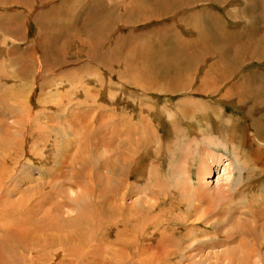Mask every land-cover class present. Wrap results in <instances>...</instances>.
Returning a JSON list of instances; mask_svg holds the SVG:
<instances>
[{"label": "bare ground", "instance_id": "6f19581e", "mask_svg": "<svg viewBox=\"0 0 264 264\" xmlns=\"http://www.w3.org/2000/svg\"><path fill=\"white\" fill-rule=\"evenodd\" d=\"M104 1L105 0H89L88 3L86 2L85 6H89V9L95 8V20L102 21V19L105 18L103 21L105 22L104 25L109 29H113V22L117 23L122 18L120 13L119 15L113 14L116 13L117 9L119 10V5H124L125 8H128L136 0H124L121 2L112 1V6L110 7L104 5ZM20 3L22 2L20 1ZM100 4L102 6H100ZM72 5L71 7H73ZM99 6L102 7V9L100 8V11L97 10ZM105 8L107 9L106 11H104ZM130 10L131 9L129 8L127 9L129 12ZM105 12L108 14L105 15ZM126 16H123V18L126 19ZM215 19L216 25L224 27L223 23H220L217 16ZM211 20L213 21V19ZM122 21H124V19ZM90 22H92L91 17L87 16L85 23L88 24ZM213 26H215V24ZM17 28H19V26L17 27L15 22L14 25H6L8 34H12L11 32L16 34ZM92 29H89V32H87L89 35L92 34ZM252 29L254 28L252 27ZM59 30L60 31L58 32L62 34L61 28ZM228 35L234 37L233 33H229ZM238 35L239 34H237L236 37H238ZM263 35L259 39H261ZM102 36H104L103 33ZM80 37L81 36L77 35L79 40ZM77 41L78 39H75V41L73 40L72 46L69 47L68 51L65 46H62L65 51L64 55L62 54L64 56L63 64L69 63V59L73 55V45L77 44ZM251 41L252 39L250 40L248 35L247 44H245L246 46L243 45V51L240 50L238 55L233 57V60L225 58V60H228L227 62L235 64L232 69L236 70L235 67H240L239 65L244 62V59H246V56H244V54H246L245 52L248 53V57L254 58L257 55V46L250 47L249 45L251 43L248 44V42ZM40 42H43V40H40ZM253 42H255L256 45L258 44V41ZM99 47L101 46H98V49ZM48 49L50 51V48H47V50H45V55L43 56H46V51H48ZM36 50L37 49H34L29 57H31V60L33 59L32 61L34 62L40 61L41 65L42 60L44 61L46 58H40V56L36 54ZM42 50L43 48L41 51ZM108 50L111 51L110 49ZM254 53L256 54L253 56ZM89 55L90 53L88 56ZM115 62L116 57L112 56L111 65ZM100 64L104 67L109 66V70L114 68V66L111 67V65L106 64V62H100ZM45 65H49V61ZM60 65L62 66V64ZM93 65L94 64H92V66ZM110 72L113 73V71ZM252 73H254V71ZM160 74L161 73L157 76L154 75V80H151L150 78L152 75H148L147 78L145 76L144 80H135L134 82L143 83V85L148 87L150 86L149 88L146 87L148 91L151 88L153 90L158 89L160 84L158 81L162 79ZM227 74L228 75L223 73V75L219 77L220 74L218 72L217 77L219 78L212 79L207 77L211 76L209 74L201 77V83L198 90L207 93L210 91V84L214 85L222 83L224 85L226 80L228 81L230 78V74ZM254 74L258 79H253L256 81L258 80L257 82L263 84L261 88L254 89L251 87L254 85L248 86V84H252V82L255 83V81L250 80L251 77L245 73V75L242 76L243 80L241 79L242 81H240L239 84L235 83L236 85L234 86H227L228 89H225L226 91L221 98L225 99L227 102H229L228 100L232 101L236 99L237 107H242L243 109L246 108L243 106L247 105L249 101H252L254 106L255 104H258L261 98L264 99V72L261 71L260 75L256 72ZM96 75L94 76L97 77L98 75ZM182 75L183 74L176 76L175 74L168 72L164 74L163 78L172 79L174 76L181 79ZM97 79L95 78V81H97ZM69 80V84L72 83L71 81H74L73 78H70ZM248 80L251 83L248 82ZM86 81L88 80L85 79V82ZM102 84L99 85L101 86ZM100 86H95V88L92 89L84 86L73 91V99L76 98V101L78 100L76 105L80 106L73 110L72 115L75 119H67L68 114L63 113L64 120L54 118L58 126L56 125L54 127L49 123L46 129L45 127H42L43 131H46L49 127H53V129L52 134L50 133L51 135H45L43 132L41 133L38 141L43 147L40 151L38 148L37 151L33 153V155L38 157L39 161L45 162V164H43L44 166L41 165V169L38 168L40 177H32L30 172L35 169H32L33 167L30 165V167L23 166V162H21L22 159L24 160V158H22L23 155H27V153L29 155L30 149L27 145L29 144L31 136L35 135L34 130L31 132L28 130L29 132L27 133L25 131L26 134L24 133V137L21 136V141L19 140L20 143L18 144L15 142V145L9 143L10 146H6L5 144V146H2L3 143H0V264L261 263V261H259L260 259H258L261 258L264 248V212H262V215L259 213L262 211V207L260 208L261 205L259 206V209H256L253 203H248L251 201L246 199L248 202L244 203V199L241 197L244 204H238L234 207L236 208L235 210H240L241 214L244 213V215L251 218L255 223L253 222L254 224H249L246 228L245 225L244 227L239 225L242 222V219H239L241 222L238 223L234 222L236 221L234 218V221H231L234 222V225L238 224L240 227L237 225H231V227H235V230L228 231L227 228L229 229L230 225L227 226L225 224H231V221L229 222L227 219V222H224L223 225L224 230L227 231L218 233L217 230L219 224H217L216 221L219 219L216 220L215 216L211 214L215 212V214L220 215L221 217V214L217 213L219 210L216 208H223L224 211H228L231 208H227V205L233 201L230 198V191L228 189H221L217 192H212L210 190L209 175H211L214 168L217 167L219 163L225 161L224 158L226 156L217 151V148L215 149L211 145L213 143L211 138L208 139L209 143L204 139V143L201 141V145L199 146L200 143H196V141L199 142V139L195 138L196 136L193 135L195 139L192 138L191 143H189L190 139L187 140L186 143H184L185 146L183 145L184 147L179 153L180 156L178 158L175 157V154L172 152L171 143L168 145V143L166 144L165 141H163V139H165L164 133H167V131H164L160 117L163 116L165 119L167 117V120H170L169 131H171V123L174 124L171 120L170 114L175 117V124H177L179 119L182 118L181 120L184 121L188 127H191L195 120L199 118H206L212 126L213 124L221 123L225 129L221 130V133L225 136L223 137L224 142L227 140L226 142L229 141V144H232L233 141L237 139L238 145L235 142L233 144L239 152L237 153L250 158L253 165L259 161L262 162L264 148L261 147L260 142L264 140V127L259 124H257V126L254 125V132L252 131L253 134L250 135L251 138L248 140V137L250 136H246V129L242 128L241 124L238 123L239 120L235 118L232 119L231 115H224L222 113L223 110L214 109L213 111H210V109L207 108L203 109L204 107L201 102H199L200 104L198 102L186 103L182 108L177 104H173L171 109L168 108V104L166 103L167 106H156L153 110L147 108L145 105L143 106L139 104H131L130 108H127V106L118 107V105L111 102L109 103V105L112 104L111 109H105L108 104L102 105V103H99V100H97L98 102L95 101L97 96L105 94V89H100ZM180 87L181 86L179 85L170 86L168 87V91L175 92L180 90ZM112 95L118 98L116 94L113 93ZM120 98L121 97L117 100ZM56 102L59 103V101ZM51 105L53 106V104ZM58 105H60V103ZM81 108L84 110L82 111ZM89 109H92V111L90 112ZM69 111L70 110H68V112ZM247 112V114L251 115L250 111L247 110ZM57 113L58 112H56V114ZM148 113H151L153 117ZM54 114L53 116H55ZM107 114L113 121L118 117L120 123L118 127L113 128V131L111 132L112 134L109 135L110 138H108V140L106 139L108 134H106L105 131L109 128L100 127L98 135L92 134V127L94 129L95 124L99 123L98 120L101 121L105 118V115L107 116ZM194 114L199 118H194ZM79 115L81 116L79 117ZM51 116L52 115H50V117ZM251 116L256 123L257 120L254 118V115ZM154 118L158 120V124L153 121ZM149 120L150 124L148 125L147 121ZM204 124L205 123H202V126L198 127V130L200 128L201 133L204 131ZM73 126L76 128L74 127V129ZM178 126L179 125H177V128ZM32 129H34V127ZM96 129L99 128L97 127ZM208 129L211 128L208 127ZM174 130L172 132H174ZM204 133H207V130H205ZM91 137H94L95 141L91 139L92 142H90L89 140ZM48 138L53 140L55 147L59 140L61 145L59 144L60 146L56 149L55 147H53L54 149H51L50 147L53 145L50 146V144L47 143L49 142L47 141ZM111 138L115 141L113 148H111V143L109 142ZM193 140H195V144H198V147L200 148L198 150L200 155L199 159H197L198 168L196 178L194 177L191 168V164L194 163H190L191 152L193 153V151L190 152V149ZM70 146H72L75 151H71L72 147L70 148ZM109 146L115 152V158L112 157L114 158L113 163L107 159L102 160L103 157L101 154L104 153L101 152H108L109 150L107 148ZM48 151H54L57 160H55V154L52 156L53 153L49 154L47 153ZM152 151H154V155L151 159L149 157L148 160L147 157ZM90 152H95L99 157V160L92 162L90 160L91 156H89ZM236 155L235 157L239 156ZM112 156H114V154ZM33 158L34 157H32V159ZM175 159L177 160L175 161ZM147 160L148 162H146ZM166 160H169L170 162L169 164L172 168L171 172H168L167 170L165 171L164 165L166 164ZM34 161L35 160H33V163ZM27 162L30 161L27 159L26 164ZM46 162H49V164L47 165ZM142 162L151 165L146 177L143 174L138 175L140 173L137 172L139 169L143 168L141 166ZM227 162L228 163L223 166V171H225L227 175L226 180H229L228 178L231 175V164L229 160ZM34 164L38 163L35 161ZM78 164L79 166H77ZM18 167H25V169H21L18 173L19 176L14 179L15 176L13 174ZM104 170L109 171L110 174L109 177L107 176L108 180L106 184H103L102 182V179H104ZM135 172H137L138 176ZM165 173L167 175L169 173L172 177H176L175 181L177 179V183L175 185H173L172 182L170 185L166 184L165 179L167 177L165 178ZM134 175L139 179L137 178L136 181H132L131 179ZM141 181H143L142 184L137 183ZM164 183L167 186H165ZM247 186H249V184H247ZM240 190L242 192V189H239V191ZM256 196H261V198H263L264 193L259 189ZM228 197L230 202H226ZM239 199L240 198H238V200ZM262 200L264 201V199H261V202ZM229 206L231 207V205ZM224 220L225 218L221 217V221ZM219 229L221 228L219 227ZM207 248H209L208 251H206Z\"/></svg>", "mask_w": 264, "mask_h": 264}, {"label": "rangeland", "instance_id": "374dc122", "mask_svg": "<svg viewBox=\"0 0 264 264\" xmlns=\"http://www.w3.org/2000/svg\"><path fill=\"white\" fill-rule=\"evenodd\" d=\"M20 1L22 3H20ZM65 1L66 0L0 1V31H2L0 32V143H3L2 146H10L9 143H13L15 145V142L18 144L20 143L19 140L21 136L24 137L25 131L27 133L29 132L28 130H30V132L34 130L35 135L33 134L34 136H31V139L29 141L30 145H27L30 149L29 155L28 153L27 155H23L22 158H24V160H21V162H23V166L28 167L30 165L33 167L32 169H35L34 171L30 172V175H32V177H40L38 168L41 169V165L44 166L43 164H45V162L39 161L38 157L33 155V153H35L38 148V150L40 151V149H42L43 147L41 144H39V136L42 132L45 133V135H51L53 129V127H49L46 131H43L42 127H45L46 129L49 123L51 126L55 127L57 125V122L54 118L64 120L63 113L68 114L67 119H75L72 115L73 110L75 108H79L80 106L76 105L78 103V100L76 101V98L73 99L72 93L73 91H76L80 89V87L84 86L92 89L95 88V86H100L99 84L103 83L99 88L103 90L105 89V94H103L102 96H97L95 101L98 102L97 100H99V103H102V105L108 104L105 109H111L112 104L109 105V103L111 102L118 105V107L127 106V108H130L131 104H139L143 106L145 105L151 110H153V108H155L156 106H167L166 103L168 104V108L171 109L173 104H177L182 108L186 103L201 102L202 106L204 107L203 109L207 108L210 109V111H213L214 109L223 110L222 113L224 115H231L232 119L235 118L239 120L238 123L241 124L242 128L246 129V136H250L253 134L252 131L254 132V125L257 126V124H259L264 127V99L261 98L259 103L255 104V106L254 104H252V101H249L248 104L246 103L247 105L243 106L246 107L245 110L242 107H237L238 105L236 99L232 101L228 100L229 102H227L225 99L221 98L225 91L228 89L227 86L231 87L239 84V82L243 80L242 76L245 75V73L251 77L250 80H254L258 79L254 74L255 72L257 74L259 73V75L261 74V71L264 72V0H134L136 3L134 2L133 4H131V6L128 7L132 10H130V12L127 11L128 8H125L124 5L118 4L120 8L119 10L117 9L116 13L113 14L119 15L120 13L122 15V18L123 16H127L126 19L123 18L124 21H122L123 19L121 18V20L117 23L113 22V29H109L104 25L105 22L103 21L105 18L102 19V21L95 20L96 9H89V6H85L86 2L88 3L89 0H67L68 2ZM112 1L121 2L124 0H105L104 5L110 7L112 6ZM71 5L73 7H71ZM100 6L102 5L100 4ZM100 6L97 8L98 11H100V8L102 9V7ZM106 8L104 11L108 9ZM107 14L108 13H106L105 15ZM87 16L91 17L92 20V22L88 24L85 23V19ZM216 16L219 18L220 23H223L224 27L216 25ZM211 19H213L214 22ZM14 22L16 23L17 27L19 26V28H17V33L14 34L13 32H11L12 34H8L6 25H14ZM213 23L215 24V26H213ZM252 27L254 29H252ZM60 28L62 34L58 32L60 31ZM89 29L93 30L91 35L87 33L89 32ZM242 31L245 33H243ZM102 33L104 36H102ZM229 33H233L234 37L232 35H228ZM237 34H239L238 37H236ZM77 35L81 36L80 40L79 38H77ZM248 35L250 40L252 39L251 42H248V44H252H250L249 46H257L258 48L256 51L257 55L252 58L248 57V53L245 52L246 54H244V56H246V59H244V62L239 65L240 67H235L236 70L232 69L235 64L227 62V59L230 58V60H233V57L238 55L240 50L243 51V45L247 44L246 42ZM262 35L263 37L259 39ZM75 39H78V41L77 44L73 45V57L71 56V58L69 59V63L63 64V55L65 51L64 47L62 46H65L68 51L69 47L72 46L73 40L75 41ZM40 40H43V42H40ZM253 41H258V44L256 45ZM98 46L101 47H99L98 49ZM42 48L43 50L41 51ZM47 48H50V51L48 49V51H46V56H43L45 55V50H47ZM34 49H37L36 54L39 55L40 58H46V60H42L41 65L40 61L34 62L32 61L33 59L31 60V57H29L31 56V53L34 51ZM108 49H110L112 53ZM89 53L90 55L88 56ZM256 53H254L253 56ZM111 54L112 56L116 57V62L112 65ZM34 57L36 58L35 55ZM47 58L49 61V65H45L48 62ZM225 58L227 59L225 60ZM100 62H106V64H110L111 67L114 66V68L109 70V66L104 67L102 64H100ZM60 64H62V66ZM92 64L94 65L92 66ZM110 71H113V73ZM253 71L254 73H252ZM168 72H171L176 76L183 74V78L181 77L180 79L179 77L174 76L172 77V79L163 78L164 74ZM218 72L220 74L219 77L223 75V73L226 75H228L227 73H229L231 79L229 78L228 81L226 80L224 85L222 83L214 85L210 84V91L207 90V93L198 90V87L201 83V77L209 74L211 76L207 77H210L211 79L219 78L217 77ZM159 73H161L160 77H162V79L158 81L160 83L158 89L153 90L151 88L148 91L147 88H149L150 86L148 87L146 85H143V83L134 82L135 80H144L145 76L147 78L148 75H152L150 76V78L151 80H154L153 76H157ZM94 75H96L97 77H95ZM70 78H73L74 81H71L73 84H69ZM95 78H98L97 81H95ZM85 79H87L88 81L85 82ZM78 81L82 82L79 83ZM254 81L255 83L252 82V84H248V86L254 85L251 86L254 89H259V87L261 88L263 84L257 82L258 80ZM248 82L250 81L248 80ZM178 85L181 86L180 90L175 92L168 91V87ZM113 93L116 94L118 98H121L117 100L118 98L114 97L112 95ZM56 101H59L60 105H58L59 103ZM180 101L183 103H181ZM51 104H53V106ZM62 109L64 110V112ZM68 110L70 111L68 112ZM81 110L83 111L84 109L81 108ZM247 110L250 111L251 115H254V118L257 120L256 123L253 117L247 114ZM89 111L91 112L92 109H89ZM56 112L58 113L56 114ZM52 113H55L54 115L56 117L53 116ZM151 113L153 112L151 111ZM151 113L148 114L150 115ZM50 115L52 116L50 117ZM153 115L151 114L152 117ZM80 116L81 115H79V117ZM170 117L172 122L175 124V117L171 116V114ZM193 117L196 119L199 118L195 114L193 115ZM181 119L182 118L179 119L180 124L178 122L177 124H175V126L170 122L171 131H169L170 120L168 121L167 117L166 119L163 116L160 117V120L163 123L164 131H167V133H164L165 139H163V141H165L166 144L168 143V145L171 143L170 145L172 146V152L173 154H175V157L178 158L180 156L179 153L185 146L184 143H186V141L189 139V143H191L192 138L199 139V142L196 141V143H200L199 146L201 145V141H203L204 139L208 141V139L211 138V140L213 141L211 145L215 149L217 148V151L223 153L226 156L224 158L225 161L219 163L217 167L214 168L211 175H209L210 190L212 192H217L221 189H228L230 191V198L233 201L229 204L231 205V207L227 205V208H231L228 211H224L223 208H216L220 211H217V213L221 214V217L225 218L224 221H221L220 215L215 214V212L211 214L215 216L216 220L219 219L216 221L217 224H219L217 230L218 233H222L227 230H235V227L233 228V226H238V224L234 225V222L240 223L241 220L239 219H242V222L239 224L242 227H244V225L246 227L249 224H254L255 222L251 220V218L244 215V213L241 214L240 210H235L236 208L234 207H236L238 204L243 203V201L244 203L251 201L248 203H253L256 209H259V206L261 205L260 208L262 207V211H260L259 213L261 215L263 214L262 212H264V201L262 200L261 202V199H264V197H257L256 194H258L259 189L264 193V154L262 156V162L259 161L257 162L258 164L255 163L253 165L250 158L245 155H239L237 148H235V145L233 146L234 142L238 145L237 139L234 140L232 144H229V141L226 142L227 140L224 142L223 137L225 136H223L221 130L225 129L223 128V125L221 123L213 124L212 126V124L206 118V120L202 118L201 120L199 118L195 120L194 124H192L191 127H188L187 124L184 123V121H182ZM102 120H98L99 123L97 122L98 124H95L94 129L92 127V134L98 135L100 127L109 128L105 131L106 134H108L106 136V139L108 140V138H110L109 135L112 134L111 132L113 131V128L118 127L120 123L118 117L117 119H115V121H113L109 118L108 114L107 116L105 115V118H103ZM106 121L108 124L106 123ZM153 121L158 124V120L156 118H154ZM147 123L149 125L150 120L147 121ZM202 123H205L204 131L207 130V133H204V131L201 133L200 128L198 130V127L202 126ZM177 125H179L178 128ZM96 126L99 129H96ZM33 127L34 129H32ZM74 127L75 126H73V128ZM208 127H210L211 129H208ZM173 128L176 129L174 130ZM172 129L174 130V132H172ZM193 135L196 137L194 138ZM249 138H251V136L248 137V140ZM91 139L94 140L95 138L91 137L89 140L90 142H92ZM47 141H49L47 143L50 144V146L53 145L50 148L54 149L53 147L55 146L53 144V140L48 138ZM109 142L111 143V148H113L115 143L114 139L111 138ZM207 143H209V141ZM59 144L61 145L60 140L58 141L55 149L60 146ZM198 144H195V140H193L192 147L190 149V152L193 151V153L191 152L192 155L190 163H194L191 164V168L193 170V175L195 178L198 168L197 159H199L200 155V152L198 151L200 149L198 147ZM260 144L261 147L264 148V140L261 141ZM71 147L72 146H70V148ZM111 148L109 146L107 148L109 151H102L101 153H104L105 155H101L103 157L102 160L107 159L108 161L113 163L115 152ZM71 151H75V149L72 147ZM235 152L239 156H237ZM47 153H53L52 156H54L55 154L54 157L55 160H57V156L54 151H48ZM151 153L147 157L148 160L149 157L150 159L153 157L154 151H152ZM113 154L114 156H112ZM235 155L238 158L235 157ZM89 156H91L90 160L92 162L99 160V157L95 152H90ZM32 157L34 158L32 159ZM27 159L30 162H27L26 164ZM33 160H35L38 164H34L35 161L33 163ZM148 160L146 162H148ZM176 160L177 159H175V161ZM228 160L231 164V175L228 178L229 180H226L227 175L225 171H223V166L228 163ZM142 163L141 166L143 168L136 171L140 173L138 175L143 174L146 177L148 175V169L151 167V165H149L148 163L147 165L145 162ZM169 163V160H166L164 168L165 171L167 170L168 172H171L172 168L170 167ZM46 164L48 165L49 162H46ZM77 166H79V164ZM21 169H25V167H18L14 171V179L19 176L18 173L21 171ZM137 172H135L136 175ZM109 175V171L104 170V179H102L103 184L107 183V176L109 177ZM136 175L132 177V181H136V179L138 178V175ZM165 175V178H169L165 179L166 184L170 185L173 183V185H175L177 183V179L175 181L176 177H172L169 173L168 175L165 173ZM142 182L143 181L137 183L142 184ZM166 184L165 186H167ZM247 184H249V186H247ZM239 189H242V192L241 190L239 191ZM241 197L244 199L243 201L241 200ZM238 198L240 199L238 200ZM226 202H230L229 197L227 198ZM225 212L228 215H226ZM234 218L236 221H234ZM226 220L229 222L232 220L234 222L231 221V224H225L227 226L230 225V227L229 229L227 228V230H224L223 225L224 222H227ZM231 225L233 226L231 227ZM219 227L221 229H219ZM208 250L209 248L206 249V251ZM261 258H258L260 259L259 261H261V263L259 261L258 262L259 264H264V248Z\"/></svg>", "mask_w": 264, "mask_h": 264}]
</instances>
